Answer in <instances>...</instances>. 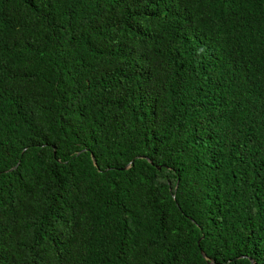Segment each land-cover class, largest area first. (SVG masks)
<instances>
[{"label":"trees","instance_id":"1","mask_svg":"<svg viewBox=\"0 0 264 264\" xmlns=\"http://www.w3.org/2000/svg\"><path fill=\"white\" fill-rule=\"evenodd\" d=\"M251 259L264 0H0V264Z\"/></svg>","mask_w":264,"mask_h":264},{"label":"water","instance_id":"2","mask_svg":"<svg viewBox=\"0 0 264 264\" xmlns=\"http://www.w3.org/2000/svg\"><path fill=\"white\" fill-rule=\"evenodd\" d=\"M92 158L94 159L93 154H92ZM126 166H127V165H126ZM202 254L205 255L203 251H202ZM251 261H252V264H255V261H254L253 259H251ZM210 262H212V261H210Z\"/></svg>","mask_w":264,"mask_h":264}]
</instances>
